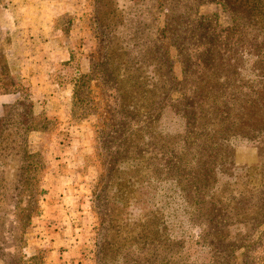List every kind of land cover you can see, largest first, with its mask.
I'll return each instance as SVG.
<instances>
[{"label":"rangeland","instance_id":"obj_1","mask_svg":"<svg viewBox=\"0 0 264 264\" xmlns=\"http://www.w3.org/2000/svg\"><path fill=\"white\" fill-rule=\"evenodd\" d=\"M1 1L50 122L0 264H264V0Z\"/></svg>","mask_w":264,"mask_h":264},{"label":"trees","instance_id":"obj_2","mask_svg":"<svg viewBox=\"0 0 264 264\" xmlns=\"http://www.w3.org/2000/svg\"><path fill=\"white\" fill-rule=\"evenodd\" d=\"M1 6L4 5L0 0ZM0 92L18 94L17 100L0 117V226H10L13 236L15 229L29 226L37 204L39 175L45 168L41 150L31 151L28 138L32 131L45 132L50 120L44 113L34 114L33 95L11 75L1 53ZM2 240L1 256L7 250Z\"/></svg>","mask_w":264,"mask_h":264},{"label":"crops","instance_id":"obj_3","mask_svg":"<svg viewBox=\"0 0 264 264\" xmlns=\"http://www.w3.org/2000/svg\"><path fill=\"white\" fill-rule=\"evenodd\" d=\"M53 83V82H52ZM54 85V84H53ZM34 94V93H33ZM7 98V99H5ZM15 95L11 94V95H6V94H0V103H7V102H11L13 100H15ZM47 109H48V104H47ZM49 111V110H48ZM50 114V113H49Z\"/></svg>","mask_w":264,"mask_h":264}]
</instances>
